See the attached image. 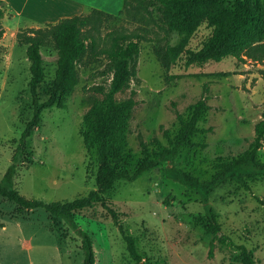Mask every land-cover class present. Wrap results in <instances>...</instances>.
I'll use <instances>...</instances> for the list:
<instances>
[{
    "label": "rangeland",
    "instance_id": "obj_1",
    "mask_svg": "<svg viewBox=\"0 0 264 264\" xmlns=\"http://www.w3.org/2000/svg\"><path fill=\"white\" fill-rule=\"evenodd\" d=\"M81 2L82 10L74 8L68 18L88 15L92 10L117 16L124 8V0ZM4 23L5 34L0 39V80L6 79L5 85L0 82V179L33 114L30 62L26 46L20 45L17 37L45 29L43 23H14L11 17ZM114 31L141 37L137 78L116 95L117 101L131 97L136 101L127 134L129 149L136 159L142 143H166L165 131L173 130L178 115L185 114L202 98L209 105L207 120L202 124L208 132L196 139L194 148L177 156L172 166L210 178L211 167L218 159L237 157L253 143L256 125L264 113V61L246 58L241 63L229 58L176 67L169 74L178 78L167 80L168 73L155 49L174 46L182 36L164 26L160 14L152 8H134L120 19L102 21L97 30H89V51L78 67V85L67 98L65 108L42 113L28 139L26 161L14 177L15 188L26 198L47 203L70 201L96 188L97 163L85 147L82 128L85 115L109 89L108 61L98 53L110 47ZM202 36L203 33L193 37L190 45H199ZM42 55L46 79L40 93L46 100V83L54 78L57 68L53 43L42 48ZM8 59L12 65L7 70ZM259 156L264 161V144ZM166 168L163 163L133 183H121L112 196L120 224L137 241L142 263L149 259L157 264H240L235 247L245 245L255 251L257 264H264V179L254 183L250 191L224 186L211 195L210 205L218 216L222 234L233 243L222 246L196 221L204 213L198 197L169 180ZM96 211V216L85 213L76 217L79 228L92 238L95 264H134L120 228L104 217L103 209ZM83 261L81 238L71 225L54 219L44 209H22L0 196V264Z\"/></svg>",
    "mask_w": 264,
    "mask_h": 264
},
{
    "label": "trees",
    "instance_id": "obj_2",
    "mask_svg": "<svg viewBox=\"0 0 264 264\" xmlns=\"http://www.w3.org/2000/svg\"><path fill=\"white\" fill-rule=\"evenodd\" d=\"M134 8H152L160 14L164 26L182 36L174 46L155 49L162 68L168 73L167 80L178 78L169 74L176 67L188 68L229 58L241 63H245L246 58L264 61V0H124V8L117 16L92 10L88 15L46 24L44 30L30 35H18V43L26 46V57L30 62L29 89L33 114L22 132L10 166L0 179V196L22 209H44L54 219H62L71 225L81 238L83 264H95L96 257L92 238L79 228L76 217L85 213L96 216L98 209H103L104 217L110 218L120 228L134 264H157L149 259L142 263L137 241L120 224V214L113 206L112 196L121 183H133L163 163L167 164L169 180L198 197L204 213L196 221L222 246L233 243L222 234L218 216L210 205L211 195L224 186L250 191L254 183L264 179V161L259 156L264 144V113L256 125L255 138L249 149L231 159H218L211 167L210 178L172 166L177 156L194 148L196 139L208 132L202 128L209 111L205 98L190 106L185 114L178 115L174 129L164 133L166 143L157 141L153 146L142 143L140 157L136 159L127 142L128 120L136 101L133 97L117 101L116 95L137 78L136 61L141 52V37L114 31L110 47L98 53L108 61L109 89L104 92V99L96 102L85 115L82 128L85 147L97 163L96 188L74 200L51 203L28 199L15 188V174L26 161L28 139L40 123L42 113L52 108H65L67 98L79 83L78 67L89 51V30H97L102 21L120 19ZM5 17L6 8L0 1V39L5 34ZM201 33L200 44L192 47L191 39ZM48 42L53 43L57 52V68L54 78L46 83L47 99L43 100L40 88L45 83L46 70L42 48ZM92 44L94 46L95 41ZM235 248L238 251L237 262L257 264L254 250L245 245Z\"/></svg>",
    "mask_w": 264,
    "mask_h": 264
},
{
    "label": "crops",
    "instance_id": "obj_3",
    "mask_svg": "<svg viewBox=\"0 0 264 264\" xmlns=\"http://www.w3.org/2000/svg\"><path fill=\"white\" fill-rule=\"evenodd\" d=\"M0 1L5 5L6 8V17L4 18V20L7 17H11L14 23L27 22L32 24L46 25V24L56 23L57 21L60 22L62 19L71 17L70 11H73L74 8L79 10L82 7L81 3H83L81 1L84 0H0ZM3 24L5 26L4 21ZM17 28H18L17 26L13 28L12 33H15L14 31ZM9 55H11L12 57V51L8 52V56ZM11 65H12V61L8 59L6 61V69L7 70L10 69ZM12 68H16V67L13 66ZM0 82L1 84L5 85L6 79L3 78L0 80Z\"/></svg>",
    "mask_w": 264,
    "mask_h": 264
}]
</instances>
